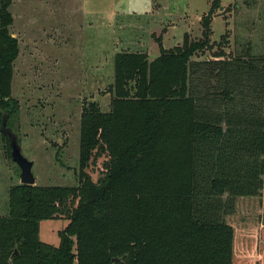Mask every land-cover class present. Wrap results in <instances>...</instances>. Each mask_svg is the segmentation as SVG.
<instances>
[{
  "label": "trees",
  "instance_id": "trees-1",
  "mask_svg": "<svg viewBox=\"0 0 264 264\" xmlns=\"http://www.w3.org/2000/svg\"><path fill=\"white\" fill-rule=\"evenodd\" d=\"M220 2L199 38L159 40L154 59L116 53L110 109L81 114L77 184L10 187L0 264H264V55L212 41ZM10 5L0 0V108L13 128ZM59 218V243L41 240L40 222Z\"/></svg>",
  "mask_w": 264,
  "mask_h": 264
},
{
  "label": "rangeland",
  "instance_id": "rangeland-1",
  "mask_svg": "<svg viewBox=\"0 0 264 264\" xmlns=\"http://www.w3.org/2000/svg\"><path fill=\"white\" fill-rule=\"evenodd\" d=\"M220 1L212 41L236 55H264V0ZM210 6L211 0H11L10 30L19 42L13 128L23 154L34 161L36 184H77L81 114L92 101L110 109L116 53L144 52L154 59L159 40L172 48L186 32L199 38ZM20 182L21 170L0 131V215L8 214L9 189ZM66 224L63 218L42 220L41 240L57 245Z\"/></svg>",
  "mask_w": 264,
  "mask_h": 264
},
{
  "label": "water",
  "instance_id": "water-1",
  "mask_svg": "<svg viewBox=\"0 0 264 264\" xmlns=\"http://www.w3.org/2000/svg\"><path fill=\"white\" fill-rule=\"evenodd\" d=\"M8 118L9 112L7 110L3 111L0 131L9 140L12 160L21 170V183L34 185L36 184V177L33 172L34 161L23 154L19 134L9 125ZM115 259L118 258H113V260Z\"/></svg>",
  "mask_w": 264,
  "mask_h": 264
},
{
  "label": "crops",
  "instance_id": "crops-1",
  "mask_svg": "<svg viewBox=\"0 0 264 264\" xmlns=\"http://www.w3.org/2000/svg\"><path fill=\"white\" fill-rule=\"evenodd\" d=\"M157 57V56H156Z\"/></svg>",
  "mask_w": 264,
  "mask_h": 264
}]
</instances>
